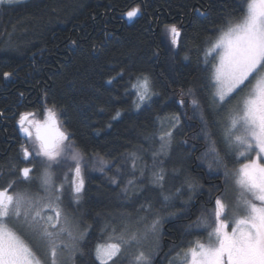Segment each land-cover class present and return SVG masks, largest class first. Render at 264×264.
<instances>
[{
    "label": "trees",
    "instance_id": "obj_1",
    "mask_svg": "<svg viewBox=\"0 0 264 264\" xmlns=\"http://www.w3.org/2000/svg\"><path fill=\"white\" fill-rule=\"evenodd\" d=\"M137 6L143 14L128 24L123 13ZM193 6L206 11L208 18L194 12ZM244 6L245 0H23L19 5L0 6V167L9 162L20 167L26 164L20 162L24 139L16 124L18 114L43 113L45 107L53 106L86 160L98 154L110 164L119 161L122 167L119 185L110 180L115 167L102 174L86 170L78 212L83 225L91 227L82 244L84 254L75 264H98L95 246L107 239L109 225L120 229L125 219L167 218L153 264H169L189 241L206 238V232L195 229L187 234L186 226L211 212L209 190L222 185L223 176L208 168L211 161L204 156L205 141L198 138L200 124L193 116L187 89L195 86L201 102L210 105L209 78L216 60L210 57L205 65L204 42L218 37L215 29L226 16L238 20ZM167 23L183 25L179 49L168 44L163 32ZM156 52L158 56L153 55ZM121 70L123 78L117 75ZM5 72L12 76L5 78ZM141 72L151 76L159 95L137 111L134 95L126 90L130 73ZM112 77L116 79L108 83ZM117 111L121 115L113 119ZM176 115L181 121L178 134L170 149L154 161L160 142L152 136L168 130ZM224 115L221 112L216 118ZM213 131L219 138L218 129ZM218 147L223 150L225 146L220 143ZM131 152L141 157L144 171H135L136 190L125 195L122 189L133 178L127 166ZM158 163L166 173L164 189L152 183L148 169L155 170ZM227 163L234 172L241 161L233 156ZM186 178L203 187L189 190ZM181 185L182 193L166 204L161 193H175ZM147 203L153 205L150 213L141 209ZM174 212L181 214L171 215ZM133 257V250L126 251L117 264H130ZM176 264H180L178 259Z\"/></svg>",
    "mask_w": 264,
    "mask_h": 264
},
{
    "label": "snow or ice",
    "instance_id": "obj_2",
    "mask_svg": "<svg viewBox=\"0 0 264 264\" xmlns=\"http://www.w3.org/2000/svg\"><path fill=\"white\" fill-rule=\"evenodd\" d=\"M22 2L0 0V6ZM193 11L204 19L208 18V13L198 7L193 6ZM141 12L142 8L137 6L123 15L132 20ZM242 12L238 20L226 16L223 24L215 29L218 37L204 42L207 45L203 49L205 65L210 63V57L217 60L212 64L209 78L210 105L206 107L201 102L195 86L187 89L193 116L200 124L198 138L205 141L204 156L211 159L208 168L217 174L223 169V183L209 190V203L213 204L211 212L202 214L186 226L187 234L191 235L195 229L206 232V238L189 241L186 247L175 253L169 264H176L177 259L180 264H264V0H245ZM163 32L172 49L181 47L183 25L164 24ZM3 75L9 78L12 73ZM117 75L123 78L124 70ZM115 79L112 77L108 83ZM126 94L134 95L132 103L137 111L149 104L153 96L159 95L151 76L142 72L130 73ZM233 101L234 106L228 108ZM179 103L184 106L185 102L180 100ZM221 112L225 115L217 119ZM43 115L41 120L36 112L25 111L20 112L16 120L24 138L20 144V162L31 166L20 167L9 162L0 167V181H3L0 183V264H60L65 251L84 254L77 244L91 226H85L78 236L74 235L73 218L65 205L66 199L69 205L79 206L82 202L86 168L84 153L77 150L74 134L61 127L55 106L45 107ZM120 115L117 111L113 119ZM180 123V116L176 115L168 130H162L158 136L153 134L152 139L158 138L160 142V149L153 152L154 161L170 149ZM214 128L218 129L219 138ZM183 143L186 144L187 140ZM220 143L225 146L223 150L218 147ZM233 156L237 161L243 159L234 172L229 170L227 163ZM94 159L102 172L106 168H116L110 180L119 185L121 180L118 177L123 174L119 161L110 164L98 154ZM128 159L133 178L128 179L122 189L125 195L137 183L134 173L141 157L131 152ZM62 165L67 166L63 178L54 177L52 170ZM165 178L162 167L153 172V183L161 189H164ZM230 180L237 189L235 202L231 205L225 199ZM36 181L39 185L33 191ZM184 184L191 191L203 187L191 178H186ZM182 189L183 185L175 193L164 195L162 192L164 202L167 204L174 196L180 195ZM230 207L233 208L231 218L228 215ZM141 209L150 213L153 205L147 203L141 205ZM138 223H143L142 234L139 228L131 231L126 226L118 229L109 225L111 234L107 242L95 246L94 261L117 264L125 247L139 245L150 235L155 236L161 220L157 216L148 223L146 217H141ZM134 264H152L151 253L138 251Z\"/></svg>",
    "mask_w": 264,
    "mask_h": 264
},
{
    "label": "rangeland",
    "instance_id": "obj_3",
    "mask_svg": "<svg viewBox=\"0 0 264 264\" xmlns=\"http://www.w3.org/2000/svg\"><path fill=\"white\" fill-rule=\"evenodd\" d=\"M166 39H167V37H166ZM216 63H217V60H216ZM234 104H235V101H233V104L231 105V107H233ZM58 116H59V114H58ZM94 158L93 159H89V160H86L84 158V163L86 165L85 178L88 175L87 172H86L87 168L90 169V172L92 174H96V173H101L102 174V173H105L107 171V168L103 172L100 171L99 170V166H98V164H97V162H96V160ZM128 161H129V159H127V166H129V170H130V172H132L131 162L130 161L128 162ZM210 161H211V159H210ZM240 161L242 163L243 159L241 158ZM124 164H126V162ZM142 164L143 163H142L141 159L137 160V166H136V170L135 171H139V169L141 171H144V167L142 166ZM37 167L39 168L40 166L37 165ZM151 167H149L148 169H149V172H151V174L153 175L154 171H159L160 170L161 165L158 163V165L156 166L155 170L152 169ZM239 167H240V165L238 166V168ZM148 169H146V171ZM52 171H53L54 177L58 176V177H60L62 179L63 178V173L67 171V166L66 165H62L61 167L55 168ZM220 173L223 176V172L220 171ZM69 176H71V174H69ZM151 181L153 183V176L151 178ZM38 185H39V182L36 181L34 183V186H33L32 190L36 191L37 188H38ZM137 185H138V183H136L135 187H131L130 188V190L128 192L129 195H131V193L136 190ZM21 187H23V185ZM228 187H229L228 189L230 191H228V192L226 191L225 199L231 205V204H234V202H235V196H236L237 189L235 188V186H234V184L232 183L231 180L229 181ZM40 194L43 195V192L41 191ZM65 205L67 206V211L70 214V217L73 218V228H72L73 234L78 236L79 233L81 231H83L84 228H85V226L83 225V219L81 218V214L78 212V210H79L78 208H79L80 205L79 206L69 205L67 199L65 200ZM232 212H233V208L230 207L229 208V213H228L229 218H231ZM155 218H157V216H155L154 218L148 219L147 222L150 223ZM159 218L161 220V224H160V227H159V231L157 232V234L155 236H151L150 235L147 239L142 240L139 245H135L134 244V245H132L130 247H125L124 252H126V251L129 252V251L133 250L134 257L138 253V251H140V250H143L146 253L150 252L151 253V258H152V264H153V262L155 261V259L159 255V251L161 250L162 234H163L165 225L167 224V218H163V217H159ZM139 220L140 219H138L136 221H129V219H125V220H123L124 226H122L120 229H122L123 227L126 226L131 231H136L139 228L140 232L142 234L143 233V223H138ZM88 233H89V230L87 232V235H88ZM110 234H111V231H110V233L108 235H110ZM87 235L84 236L83 239L79 240V242L77 244L78 249H80V250L82 249V244L85 241V238L87 237ZM65 240L67 241V237H65ZM105 242H107V239L102 244H104ZM80 254H81L80 251H76L75 253H72V254H70L69 252L65 251L61 255L60 264H75V260ZM134 257H133V259H132L130 264H134Z\"/></svg>",
    "mask_w": 264,
    "mask_h": 264
},
{
    "label": "flooded vegetation",
    "instance_id": "obj_4",
    "mask_svg": "<svg viewBox=\"0 0 264 264\" xmlns=\"http://www.w3.org/2000/svg\"><path fill=\"white\" fill-rule=\"evenodd\" d=\"M29 112H36L37 113V118L38 119H43L44 118V115H43V113L42 112H40V111H29ZM59 117V116H58ZM59 120H60V118H59ZM61 127H62V125H61ZM63 128V127H62ZM64 129V128H63ZM24 139V138H23ZM26 164L23 166V167H25V166H31V165H28L27 164V162H25Z\"/></svg>",
    "mask_w": 264,
    "mask_h": 264
},
{
    "label": "water",
    "instance_id": "obj_5",
    "mask_svg": "<svg viewBox=\"0 0 264 264\" xmlns=\"http://www.w3.org/2000/svg\"><path fill=\"white\" fill-rule=\"evenodd\" d=\"M142 12L140 15H138L137 17L133 18L132 20H129L125 15H123V19L128 23V24H132L136 19H139L142 16ZM21 134V133H20ZM22 136V134H21ZM23 137V136H22Z\"/></svg>",
    "mask_w": 264,
    "mask_h": 264
}]
</instances>
